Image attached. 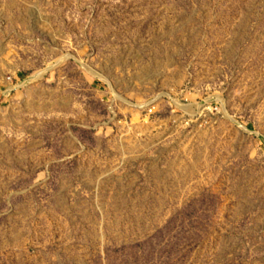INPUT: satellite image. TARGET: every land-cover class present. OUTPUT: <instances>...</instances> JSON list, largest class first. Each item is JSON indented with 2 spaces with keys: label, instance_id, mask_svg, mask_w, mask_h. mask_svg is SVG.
<instances>
[{
  "label": "rangeland",
  "instance_id": "obj_1",
  "mask_svg": "<svg viewBox=\"0 0 264 264\" xmlns=\"http://www.w3.org/2000/svg\"><path fill=\"white\" fill-rule=\"evenodd\" d=\"M0 264H264V0H0Z\"/></svg>",
  "mask_w": 264,
  "mask_h": 264
}]
</instances>
